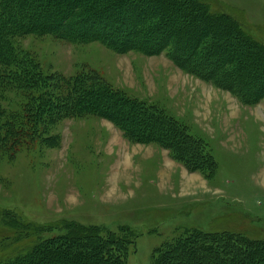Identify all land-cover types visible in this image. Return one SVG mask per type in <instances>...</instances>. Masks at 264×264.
<instances>
[{
	"label": "rangeland",
	"instance_id": "374dc122",
	"mask_svg": "<svg viewBox=\"0 0 264 264\" xmlns=\"http://www.w3.org/2000/svg\"><path fill=\"white\" fill-rule=\"evenodd\" d=\"M202 1L213 11L244 17L264 44V0ZM13 44L45 73L71 78L93 71L182 120L207 144L218 170L205 176L159 142L132 141L106 116L52 117L41 137H21L8 153L0 150V260L27 243H7L20 229L12 224L16 216L47 226L102 228L116 242L129 239L126 258L116 255L122 264H152L164 242L192 229L264 240V97L244 101L184 71L167 52L116 51L50 34L17 37ZM2 82L1 115L19 114L23 95ZM87 250L82 254L89 256Z\"/></svg>",
	"mask_w": 264,
	"mask_h": 264
},
{
	"label": "trees",
	"instance_id": "16d2710c",
	"mask_svg": "<svg viewBox=\"0 0 264 264\" xmlns=\"http://www.w3.org/2000/svg\"><path fill=\"white\" fill-rule=\"evenodd\" d=\"M235 14L213 11L202 0H0V81L24 99L19 114L0 112V150L8 153L21 137H41L52 117L106 116L130 140L159 142L191 169L214 176L216 157L182 120L131 98L93 71L71 78L45 73L13 41L50 34L77 44L98 41L116 51L167 52L184 71L257 101L264 97V44ZM12 224L20 229L7 243H27L0 264H122L116 255L128 253L129 239L113 241L102 228L47 226L20 216ZM60 228L65 233L55 238L42 236ZM86 249L89 256L82 254ZM153 258L152 264H264V240L192 229L164 242Z\"/></svg>",
	"mask_w": 264,
	"mask_h": 264
}]
</instances>
